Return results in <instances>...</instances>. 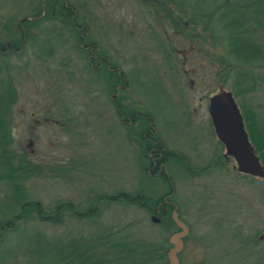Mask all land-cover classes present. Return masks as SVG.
<instances>
[{"label":"rangeland","instance_id":"obj_1","mask_svg":"<svg viewBox=\"0 0 264 264\" xmlns=\"http://www.w3.org/2000/svg\"><path fill=\"white\" fill-rule=\"evenodd\" d=\"M45 1L0 0L2 40L11 38L9 25L17 33L20 19L44 15ZM67 1L77 22L87 26L90 40L126 77L119 90L121 109L150 114L159 137L177 155L167 171L178 215L189 228L179 264H264V177L239 172L209 114L210 96L223 87L233 92L239 106L250 103L264 118V28L258 23L264 17L253 13L264 2ZM215 8L219 11L208 29ZM195 9L202 12L194 16ZM230 17L239 24L226 25ZM62 24L43 20L31 29L36 42L29 40L22 51L0 58V86L11 81L15 94L7 118L9 147L35 167V174L22 183L27 200L40 202L47 212L70 201L97 216L65 215L61 224L35 215L24 219L0 238V264L45 263L34 251L36 237H44V243L103 232L150 245L156 254L167 246L168 260L169 238L177 226L163 227L157 215L126 202L95 207L103 195L143 190L160 196L168 187L145 172L148 160L139 136L143 123L130 124L129 116L122 122L110 97L115 89L110 91L102 74L87 68L81 41ZM240 25L250 30L241 31L233 45L250 46L242 52L248 57L257 46L251 62L231 52L228 36ZM0 208L5 209L0 224L20 209L13 184L3 180Z\"/></svg>","mask_w":264,"mask_h":264},{"label":"trees","instance_id":"obj_2","mask_svg":"<svg viewBox=\"0 0 264 264\" xmlns=\"http://www.w3.org/2000/svg\"><path fill=\"white\" fill-rule=\"evenodd\" d=\"M67 2V0H46L47 12L44 15L41 13L35 14L34 19H29L28 17L20 19V21L17 22V33L12 31V27L9 25L10 40H2L0 34V58H4L8 54L22 51L29 40H32V43L36 42L37 36L31 34V29L37 28L43 20L58 19L62 21V25L66 30L69 28L72 34L79 38L81 41V46L79 48L81 51L87 53L88 58L92 49V53L96 54L98 57H104L102 65L96 63V66L93 67L89 62L87 68L90 71L101 73L110 91H112L113 88L116 89L120 84L124 88L127 83L125 75L123 73L120 75V71L115 69L117 66L115 64L113 65L112 61L102 53L101 48L95 41L90 40L87 26L77 22V13L73 11V8L68 5ZM256 2L262 3L264 0H246V5L250 4L251 6ZM220 6H224L225 8V6L228 5L220 4ZM220 8L221 7H219V9ZM219 9L215 8V10H213L209 18L208 29L211 27L210 24H212L215 18L214 14H216ZM201 12V10L195 9L193 15L198 16ZM253 13L256 18L259 16L264 17V5L259 6ZM258 21L259 25L264 28V18ZM237 22V19L230 17L226 25L228 24L229 26L230 24L232 26L239 24ZM249 30V26L242 28L240 25V29L231 32L228 39L230 41V46L232 45L231 52H236L241 57L243 56L242 58H244V60L251 62L254 59V53L258 52L257 46L253 47L254 52L252 51L250 53L252 56L250 55L248 57L243 55L242 52L250 50V46H236L235 48L233 45V42L237 44L240 41V36H238V34H240L241 31L247 32ZM30 35L33 37H30ZM84 42L87 43L89 47L83 46L82 44ZM237 81L238 84L244 83L241 77ZM10 82L11 81H9L7 85L0 86V168H4L3 173L0 174V180L13 184L15 199L20 203V209L13 219L6 220L0 224V238L2 239V237L8 235L10 231L16 230L18 222L33 218L32 216L34 215L35 217L37 216L39 220L52 224H61L65 215L78 219L94 218L97 215L93 214L90 209L85 211L79 210L76 205L70 201L59 203L53 210L47 212L40 202L27 200L22 190V183H24L23 181H25V179L33 176L36 171L31 162L23 156L16 154L9 147V144L12 142V135L7 118L10 111L9 108L12 106V103H14L13 99H15V94L11 92L13 86ZM241 91L242 93H246L251 91V88L242 89ZM113 104L116 109L114 101ZM240 106L250 141L264 165V118L252 104L243 103ZM121 111L122 114L118 112V115L123 117V120L126 119V116H129L130 119H132V121H129L130 124H133L134 121L143 123L139 136L142 138V154L148 160V165L145 166V172L148 179L157 178L162 183L166 184L168 189L160 196L145 194L143 190H140L136 194L120 192L112 195H103L97 199V205H95V207L98 208V204L102 202H126L145 208L149 213L157 215L163 227L177 226L173 219V214L175 212L178 213L176 208L177 202L174 195L175 192L172 179L167 171L168 162L177 155L171 151L159 137L154 126V119L150 114L141 109H130L129 107ZM205 169L206 168L201 169L202 172ZM3 211H5V209L0 208V215ZM114 235L115 234L103 232L102 234L98 233L96 236L92 235L84 239H47L44 243L42 241L44 237L42 239L41 237H36L37 246L34 251L40 258L39 260L45 262H41L40 264H154L155 261L161 260H164L162 264H169L166 258L167 246L157 249L156 254L152 251L154 249H152L150 245L137 241L129 242V239L125 237L119 238Z\"/></svg>","mask_w":264,"mask_h":264},{"label":"water","instance_id":"obj_3","mask_svg":"<svg viewBox=\"0 0 264 264\" xmlns=\"http://www.w3.org/2000/svg\"><path fill=\"white\" fill-rule=\"evenodd\" d=\"M209 114L218 139L225 145L226 156H232L241 173L264 177V165L252 145L246 130L244 117L233 92L220 87L219 91L209 98ZM179 231L169 238L172 245L167 251L169 264H179V253L184 248V239L189 234L187 224L173 214Z\"/></svg>","mask_w":264,"mask_h":264},{"label":"flooded vegetation","instance_id":"obj_4","mask_svg":"<svg viewBox=\"0 0 264 264\" xmlns=\"http://www.w3.org/2000/svg\"><path fill=\"white\" fill-rule=\"evenodd\" d=\"M83 46H86V47H89V45L87 44V43H83L82 44ZM92 51H93V49L91 50V53H90V55H89V62L91 63V65H93V67H95L96 66V63L97 64H100V65H102L103 64V61H104V57L103 56H101V57H98L96 54H94V53H92ZM115 69H118L120 72V75H121V70H120V68L119 67H115ZM121 87H122V85L120 84V85H118L117 87H116V91H115V93L113 94V96L111 95L110 97H111V100L112 101H114V103L116 104V111L117 112H119L120 114H122V109H121V107H122V102H121V99L119 98V95H120V93H119V90L121 89ZM213 94H215V93H213ZM212 94V95H213ZM115 96V97H114ZM121 119H122V122H123V117H120ZM128 118H130V117H128ZM240 172V171H239ZM241 173V172H240ZM245 174V173H244ZM179 231V230H178ZM177 232V231H176ZM184 247H185V239H184ZM171 248V247H170ZM184 249V248H183ZM168 251V250H167ZM182 252V251H181ZM180 252V253H181ZM179 253V254H180Z\"/></svg>","mask_w":264,"mask_h":264}]
</instances>
